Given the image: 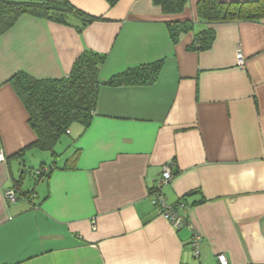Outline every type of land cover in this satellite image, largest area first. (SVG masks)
<instances>
[{"label":"crops","instance_id":"1","mask_svg":"<svg viewBox=\"0 0 264 264\" xmlns=\"http://www.w3.org/2000/svg\"><path fill=\"white\" fill-rule=\"evenodd\" d=\"M69 1L104 20L79 32L78 20L22 15L1 36L0 264H219L221 253L230 264H264V19L208 25L198 0L173 15L153 0ZM186 20L195 32L174 44L165 23ZM209 26L212 47L190 50ZM86 49L106 55L103 81L139 64L165 65L152 84L102 86L91 124H73L63 152L57 146L58 157L43 162L9 80L21 72L63 78ZM170 161L174 177L162 192L169 204L189 205L191 226L180 229L153 204ZM27 165L36 168L31 186ZM10 189L22 198L9 202Z\"/></svg>","mask_w":264,"mask_h":264},{"label":"trees","instance_id":"2","mask_svg":"<svg viewBox=\"0 0 264 264\" xmlns=\"http://www.w3.org/2000/svg\"><path fill=\"white\" fill-rule=\"evenodd\" d=\"M111 7L119 0H107ZM168 15L182 13L189 0H153ZM197 17L208 25L230 22H258L264 19V0H198ZM22 15H32L49 21L74 25L82 32L88 25L104 20L75 7L69 0H0V40ZM166 27L171 41L177 44L183 34L195 32L194 20L167 21ZM216 38V31L210 26L195 33L189 46L193 51L209 50ZM106 55L86 49L76 59L71 72L57 79H36L27 73L14 75L9 83L14 87L29 112V124L36 134L31 147L48 151L58 157L56 146L68 134L75 123L88 127L94 117L100 88L106 86L149 85L156 82L165 65L164 59L139 64L101 79ZM22 153L20 154V156ZM53 165H51L52 167ZM43 165L40 172H44ZM55 167L52 168V170ZM49 172L48 175L52 172ZM185 211L189 207L186 199L172 204Z\"/></svg>","mask_w":264,"mask_h":264},{"label":"built area","instance_id":"3","mask_svg":"<svg viewBox=\"0 0 264 264\" xmlns=\"http://www.w3.org/2000/svg\"><path fill=\"white\" fill-rule=\"evenodd\" d=\"M238 61L240 65L244 64V57L241 52L238 53ZM5 158L6 157L4 152L0 150V161H4ZM173 168V161H170L169 163L163 166V173L161 179L160 181H158V184L155 187V190L153 191V204L155 205V207H157L160 213L165 215L172 222L175 228L180 229L184 225L191 226L189 219L186 218L185 215L181 212L182 208H184L185 206L184 204H181L180 208H178L172 204H169L165 195L162 192L163 186L170 180H172L174 177ZM5 196L9 202H15L19 198H22V196L19 195L14 189L8 190ZM201 240L202 236L199 233H194L191 244L193 247L194 254L197 257H199L200 255ZM217 260L219 264H230L228 257L224 253L218 254Z\"/></svg>","mask_w":264,"mask_h":264},{"label":"rangeland","instance_id":"4","mask_svg":"<svg viewBox=\"0 0 264 264\" xmlns=\"http://www.w3.org/2000/svg\"><path fill=\"white\" fill-rule=\"evenodd\" d=\"M68 136H69L68 134L64 135L61 141H63ZM62 144H63V142H61V143H59L57 145L58 146V148H57L58 153L63 152L62 150L65 148V147H62ZM41 153H42V155H46V156H44V157H46V159H44L46 161H43V162L51 163L53 160H55L50 152H48V151L47 152L42 151ZM59 160L63 161V157H59ZM37 164L38 165H36V166H39L40 165V163H37ZM26 168H27V170H26V174H27V176H26V182L28 183L29 186H31L32 184H34L35 179L37 181V177H36L35 171H34L36 168L33 167V165H27Z\"/></svg>","mask_w":264,"mask_h":264}]
</instances>
